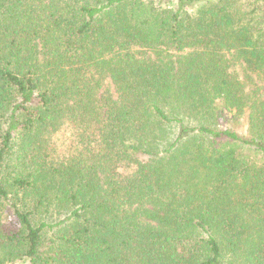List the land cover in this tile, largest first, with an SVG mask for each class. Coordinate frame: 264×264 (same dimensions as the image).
Returning <instances> with one entry per match:
<instances>
[{"label":"trees","instance_id":"obj_1","mask_svg":"<svg viewBox=\"0 0 264 264\" xmlns=\"http://www.w3.org/2000/svg\"><path fill=\"white\" fill-rule=\"evenodd\" d=\"M0 264H264V0H0Z\"/></svg>","mask_w":264,"mask_h":264}]
</instances>
